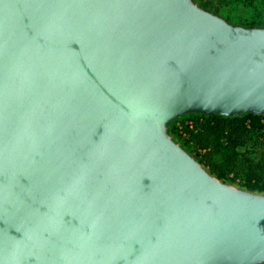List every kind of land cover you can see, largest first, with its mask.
<instances>
[{
	"label": "water",
	"instance_id": "obj_1",
	"mask_svg": "<svg viewBox=\"0 0 264 264\" xmlns=\"http://www.w3.org/2000/svg\"><path fill=\"white\" fill-rule=\"evenodd\" d=\"M264 116V26L195 0H0V264H263L264 193L171 135Z\"/></svg>",
	"mask_w": 264,
	"mask_h": 264
},
{
	"label": "trees",
	"instance_id": "obj_2",
	"mask_svg": "<svg viewBox=\"0 0 264 264\" xmlns=\"http://www.w3.org/2000/svg\"><path fill=\"white\" fill-rule=\"evenodd\" d=\"M235 1L254 3L259 0ZM201 5L208 8L210 2L201 0ZM263 23L264 19H258L249 21L247 25L255 27ZM208 120L216 121L217 126L207 128L203 135L196 138L201 145L210 147V152L202 159L203 163L219 179L232 180L229 179V174L232 173L247 189L264 193V116L250 114L239 119ZM246 145L258 150L256 159L237 151V147Z\"/></svg>",
	"mask_w": 264,
	"mask_h": 264
},
{
	"label": "rangeland",
	"instance_id": "obj_3",
	"mask_svg": "<svg viewBox=\"0 0 264 264\" xmlns=\"http://www.w3.org/2000/svg\"><path fill=\"white\" fill-rule=\"evenodd\" d=\"M197 4L203 9L225 19L226 21L235 24L247 27L249 21L264 19V0H259L254 3H248L244 1L236 2L235 0H208L210 5L208 8H204L201 5V0H195ZM264 26L258 25L255 27ZM244 117V116H242ZM237 118H224V117H204L199 115H186L181 118H178L171 126V135L173 138L185 148L197 161H199L210 173L211 170L203 163L202 159L210 152L209 145H201V143L196 141V138L199 135H203L206 132V129L209 127H216L217 122L214 120H208L210 118H222V119H239ZM191 121L193 124L192 129L186 126V122ZM179 126L180 128H178ZM175 130V132L173 131ZM237 151L241 154H244L248 158L256 159V154L258 150H253L250 145L244 147H237ZM215 175L214 173H212ZM216 176V175H215ZM217 177V176H216ZM229 179H221L222 181L231 184L232 186L239 187L241 189L249 190L243 185L238 178H235L231 173L229 174ZM264 264V263H263Z\"/></svg>",
	"mask_w": 264,
	"mask_h": 264
},
{
	"label": "built area",
	"instance_id": "obj_4",
	"mask_svg": "<svg viewBox=\"0 0 264 264\" xmlns=\"http://www.w3.org/2000/svg\"><path fill=\"white\" fill-rule=\"evenodd\" d=\"M185 124H186V126H188V128H191V129H192L193 124H192L191 121H188V122H186ZM177 127L180 128L179 126H177Z\"/></svg>",
	"mask_w": 264,
	"mask_h": 264
}]
</instances>
